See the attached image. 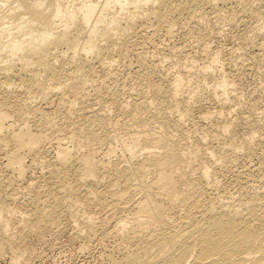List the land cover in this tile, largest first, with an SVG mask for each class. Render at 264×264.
I'll return each instance as SVG.
<instances>
[{
	"label": "bare ground",
	"instance_id": "bare-ground-1",
	"mask_svg": "<svg viewBox=\"0 0 264 264\" xmlns=\"http://www.w3.org/2000/svg\"><path fill=\"white\" fill-rule=\"evenodd\" d=\"M232 4L235 5L233 8L236 6L239 9L241 8L242 13L243 11L245 13L249 11L252 13V11H255L258 14L257 16H262L264 21V0H0V151H4H2V154L5 153L4 156L6 155L7 159L6 164L3 167V174H0V182L6 177V172L8 174L11 173V175H14V178L17 182L24 181V178L27 176V173L32 167L27 165L23 153L30 154V156H32L35 161L38 162V159L46 156L47 151L45 150L47 149L44 148V145L52 142V134H50L52 127L47 124L49 118L46 120L47 117H45L46 121L43 120L42 115L44 114H41L42 112L39 113L40 107L37 106V108H34L33 106H30V104H33L32 102L29 103L31 100L37 99L38 101V99H40V104L43 102L45 103V106H50L54 98H57V101L60 103V101H65L69 98L66 96H71L73 100L78 99V102L76 103H79V94H81L83 97V92L86 93L85 91L87 87L88 89L92 87L95 89L94 72L96 64L102 65L103 68V73L101 72L103 74V78L101 79L100 77L101 80H104V82L116 81L117 77L119 76V67L117 68V65H119L118 62H121V60L123 61L124 58H126V60L124 59L125 62L128 59H131L129 58L131 57V52H133L131 45L133 44L135 46L132 40L136 37H143L144 40H141V42L145 41V43L150 45L154 43L151 37L146 36L148 33L145 34L144 28L149 26L147 24L161 26L164 22H169L167 23L169 24L167 28L165 25L163 26L166 28V33L171 35L175 27V19H170L173 13L176 14L177 12H188V14H194V16L197 15L196 18H198L202 15H199L198 13L204 12L208 14L207 12L211 11L213 12V15L216 16L217 14L214 12L221 11V7L233 6ZM234 11L235 10H233V16L234 14H237L236 12L238 10H236L235 13ZM221 14V16H223L225 13ZM183 15L184 14L182 13V16ZM203 16L207 15L203 14L201 16L202 19L204 18ZM179 18H181V15ZM179 18L177 17L176 19L179 20ZM199 19L201 18L199 17ZM202 19L200 21H202ZM194 21L195 20H193V25L197 23V21ZM228 22L229 24L234 23L230 22V20ZM194 26H196V24ZM150 28H152V26ZM164 28L161 29L162 32ZM262 29H264V22ZM161 31L159 30V32ZM259 31L258 33L261 37L259 46L264 48V30L261 32L262 34ZM173 37L174 33L172 38ZM204 38L199 41L201 42L202 40H205ZM153 40H155V38H153ZM139 42L140 41L137 43ZM154 47L155 50L159 48L156 47V45H154ZM137 50H135V52ZM141 52L143 53L144 51ZM137 53L139 55L136 53L135 54L140 60L141 55L139 52ZM144 54L147 55V52H144ZM173 54L174 57H177L178 55L176 53ZM180 56L182 55H179L177 62L178 59H180ZM220 56L222 55H218L217 53L213 57L212 62L211 60L209 63L207 62L208 65H210V67H208V65L207 67L212 69L219 65L218 63H220L221 59ZM171 57L172 55L170 58ZM183 59L181 58V60ZM172 60L173 62L175 61L174 59ZM181 60H179V62ZM130 61L132 62L133 58ZM144 61L145 58H141V63ZM160 61V63H163L162 58H160ZM169 62H167L169 67L173 69V67L170 66L171 63ZM183 62L185 61L183 60ZM145 64H147V62ZM138 66L140 65L138 64ZM176 66L178 68L179 65ZM128 67L130 66L128 65ZM186 68H188V64L186 65ZM208 68H206V70ZM192 69L194 70L195 68L192 67ZM187 70L189 71V69ZM187 70H185V72ZM176 71H178L177 74L181 72L180 70ZM195 71L198 70L196 69L194 72ZM191 72L193 71L191 70ZM198 73L204 77L203 70V74L199 71ZM173 75L174 73L171 76L175 80L173 79L172 81L174 83L171 84L174 85V87L172 85L174 90L170 95L172 96L173 93H176V98L174 99L175 101L177 100L179 102L180 100L177 99V95H179L180 88H182L181 86L184 85V74L181 73L178 76ZM193 75H195V73ZM208 75L210 78V71ZM220 75L222 76V74ZM187 76L190 79L189 73L186 75L187 80H189ZM221 76L218 77L220 78ZM224 76L226 75L224 74ZM166 77L169 78V76ZM203 79L204 78H202V80ZM205 80L206 77L204 81ZM217 80L218 79H216L215 82H217ZM194 81H192V83ZM102 82L103 81H101V83ZM229 82V80L227 81L222 79L216 83V86L214 84L216 87L213 92L214 96L215 94L217 95L216 98L219 96L221 98V102L225 105V102L232 98V93L237 90L236 88L233 90L234 88H231V84H229ZM195 83L196 82H194V84ZM200 83H202V81ZM210 83L212 82L210 81ZM197 84L199 85V83ZM153 85L155 84L153 83ZM149 86H151V84ZM164 86L163 89H165ZM201 86H197L195 88L192 85L194 88L193 92L196 93L195 97L193 96L196 98L195 101H199L200 98V100H203L202 97L204 92L206 93V90ZM17 87L23 88L21 96L23 95L24 98L21 99L22 101L20 100L22 102L20 106L17 104L20 113H22L23 116H26L23 113L27 114V112H31L33 115L37 114V116L41 114V116H39V118L41 117L39 119L41 120V124L39 121L37 123L42 127V132H38V130L34 131L28 127L27 123H25V120L20 124H18V122L11 123V119L19 115V111L17 115L16 110L14 111L13 106H11L12 102L15 100L14 98L19 96V92L16 90ZM154 88H157V86ZM206 88L208 87L206 86ZM157 89L159 90V88ZM185 90L184 93L187 94L188 90L187 92H185ZM154 91L157 94L158 91L156 92V89ZM165 91L161 93L163 96H165ZM149 92L150 91H148V93ZM207 94L209 95V93ZM128 95L130 96L129 98H131V95ZM208 95H204V97L206 96L207 98ZM234 95L237 96L236 93ZM157 96L160 97L159 93ZM212 96L213 95L211 94V97ZM19 98L17 100H19ZM152 98L153 100L155 99L154 97ZM162 98H156V100L160 101ZM25 99H29V101H26ZM189 99L190 98H188V100ZM141 100L143 101V99ZM234 100L235 99H233V102ZM67 101H69V99ZM163 101H166V99ZM177 101L176 104L172 102L175 104V107L180 103ZM71 102L72 101L66 102L68 103L69 108L74 107L71 106L72 104L70 105ZM133 102L135 103L134 100ZM145 102L144 104H146ZM156 103L157 102H155V106L159 102L157 104ZM160 103L162 104V101H160ZM113 105L116 107L115 104ZM121 105L124 107L125 102H123ZM140 105L137 103L134 105V108H138L139 112ZM188 105H190V103ZM188 105L185 106L188 110L185 109L183 111L184 114H181V116H177V114L180 115L178 110L175 112L176 116H174L172 113L168 112L170 111L169 109L167 112L171 115H165L166 109L161 106L160 110L163 108L165 116H161L160 119L158 118L159 120L157 119V122L155 120L156 124H153L152 120H150L151 122L147 121L149 116L145 122H143V120L139 118L141 116L137 115L139 119L137 120H141L140 124L136 122L137 120H133L132 122L135 121L136 124H138V127L134 122L137 128L129 129H135L132 135H129V141H124L125 139L122 140L121 150L124 154L129 156L127 162H125L127 165L123 167H121L119 163H112L106 158L100 159L98 157V149L96 146L98 143L100 144V142H102L104 146L106 144V140H109L108 142H110V144L112 143V141H110L111 139H108L109 136H115V134H112L111 130V135L106 133L109 135L107 136L104 133L105 135L103 134L104 136L100 137L99 134L104 132V130L102 131L100 129V125V127H98V134L97 132H94L97 130L92 131L94 128L92 129V127L85 123L89 120V118L84 122V127L85 125H88V128H86L87 126L85 128L82 127L83 125L76 127L74 124L75 127L73 126V130L71 131V127L69 130L67 127V132L71 131L69 138H71L75 145L71 144L74 146L71 147L70 142L69 144L66 143L61 145L59 149H57V153H55L57 154L56 157H53L54 161L47 165L49 174L46 177L44 176L45 179H47L46 186H49L48 191L46 192L47 194L44 191V193L47 195V198L45 199V197H43L45 199L43 201L42 198L41 200L40 197H37V199L39 198L43 202H40L41 204L39 205L37 204L38 207L34 203L37 208L31 211L25 210L24 208L23 210L20 206H14L13 208L8 209V207L2 203L0 204V252L6 248L13 247L14 240L16 238H23L26 232H36V230L41 232L45 231V228L43 230V227L46 225L55 226V224H58L59 226V221H63L62 219L64 218L62 217H65L64 215L69 212L71 217L70 219L74 221V226L76 225L77 228V230L75 229L76 235L74 236L79 238V240L80 238L81 240H84V242H82L84 243V249H89L92 243H96L98 247L101 248V259L103 264H264V164H259L255 169H253V171H250L244 166L243 167L245 170L241 171L243 169L239 167L241 169L240 172L238 171L239 177L243 175L247 176L244 182H242L241 178L238 177L232 183L234 184L233 187L231 184L232 188L225 187L226 189L224 191L221 193L218 191L217 194L209 193L210 191L212 193L217 191L216 189L220 183L216 172L211 170L213 163H221L222 171H228L229 173V169H232L231 167L237 159L242 157L252 158V156H254L252 147L250 148L252 139L250 138L249 140L244 141V143L239 147L237 145L235 146L234 137L231 136L233 133L232 123L226 122L225 126L221 127V130L223 128L222 135L223 137L227 136L229 140H227L228 144L222 148L219 147L215 150L212 149L213 151H210L211 153L207 158L205 157L206 159H204L203 162L199 163L198 165H194L197 160V150H191L188 148V146L186 147V145L183 144V139H180L178 136H175L178 138L175 139L174 136L173 138L170 135L171 132L170 134L168 133V130L173 128L176 130V134L178 132L181 135V131H183L182 123H184L182 121L186 117L190 116L188 113L193 109ZM77 106L82 107L81 105ZM131 106L133 105L131 104ZM181 106L182 104H179V108H181ZM84 107L85 104L82 108L84 109ZM121 107L122 106L119 108ZM156 107H158V105ZM65 108L66 107L64 106V109ZM60 109L63 110V108ZM78 109L79 108H77V111L80 110ZM67 110L68 109H66V111ZM70 110L71 113L74 110L76 111L75 108H71ZM125 110L127 111L129 117H131V112H128L127 109ZM145 110L147 112V108ZM126 111H122L123 118L128 117H124L123 115V112L125 113ZM173 111L174 110H172V112ZM132 112L133 113L131 114H134V110H132ZM64 113L66 112L64 111ZM75 113L73 112V114ZM114 113H116V111ZM127 114L125 113V115ZM212 114L214 113L212 112ZM212 114L208 115V117L213 116ZM28 115L32 114L28 113ZM107 115L109 116V114ZM107 115L105 116L107 117ZM150 115H152V113ZM90 117V124H92V126L94 124L97 125L96 123H98V125L99 123L105 124V120H108L107 118L104 120L100 117H95L92 120V117L94 116ZM101 117L104 116L102 115ZM157 117H159V115ZM152 118L154 119L156 117L153 116ZM191 118L192 117H190V120ZM25 119L27 121L26 117ZM201 119H204V116ZM209 119L211 120V118ZM209 119L207 118V120ZM214 119L216 118H212V120ZM118 120H120L119 117ZM186 120L188 121L189 117ZM192 121L191 124H193ZM51 122L48 123H51V125L54 124L53 121ZM126 122L128 124V121ZM129 122L131 121L129 120ZM151 123L156 127L152 126ZM122 124L124 125V123ZM70 125L72 124H69V126ZM118 127L120 126H117V129H119ZM96 128L97 127H95V129ZM123 128L128 129L127 125ZM99 129L102 132H100ZM109 129H112V127L108 128L106 131L108 132ZM114 129H116V126H114ZM122 129L120 130L121 133H123ZM112 131L115 133V130L112 129ZM61 132L63 133L65 131L61 129ZM127 132L125 134H129V132ZM127 137L128 136H126V139ZM116 142L118 143L119 140L117 139ZM220 145L222 146V144H219V146ZM112 153L113 152H110V154ZM106 156L109 157V150ZM48 160L50 161V159ZM247 160L245 162H250L251 159L248 161ZM36 166L38 167V165ZM234 168L237 167L234 166ZM37 170H39V168ZM43 170L44 169H42V172L45 174L44 171H46V169L44 171ZM37 172L39 173V171ZM219 172L222 174V176L225 174H223L221 171ZM38 178L41 179V177ZM32 182L34 183L32 184L36 186L35 182L37 181L34 182L32 180ZM39 183L37 184V188H41V186H43L42 183H40L41 186H39ZM33 185H31V187H33ZM30 190L31 189H28V191ZM39 192L41 191L39 190ZM39 192H37L36 195ZM138 196H140L139 200H137ZM15 199H13L14 203ZM35 200L34 202H36ZM9 203H11V200ZM18 204L19 203H17V205ZM66 216H68V214ZM15 223L16 226H19L20 224L25 225L23 226V229L21 227L19 233L17 232L16 234H14L13 231L11 232L13 229L12 226ZM112 224L113 226H109ZM51 228L53 227L51 226L49 229ZM41 232H39V234ZM18 241L20 240H17V242ZM24 241L25 239H22V243ZM17 242H15V244ZM22 259L23 255L21 253H17L14 256L13 261L21 263Z\"/></svg>",
	"mask_w": 264,
	"mask_h": 264
},
{
	"label": "rangeland",
	"instance_id": "rangeland-1",
	"mask_svg": "<svg viewBox=\"0 0 264 264\" xmlns=\"http://www.w3.org/2000/svg\"><path fill=\"white\" fill-rule=\"evenodd\" d=\"M234 6L235 5L229 6V7H221V9L223 11L221 10V11H218V12H214L215 14H217L216 16L213 15V12H211V11L207 12L208 14H206L204 12L203 13H198L199 15H201V14L202 15L203 14L207 15V16H203L204 17L203 19L201 17L202 15L199 16L202 19V21H200L201 19H199V17L196 18L197 15L194 16V14H190V13L188 14V12H182L184 14L183 16H182L181 12H179V13L177 12L176 14L173 13L171 15L172 17L170 18L171 20L175 19L174 20L175 21V27H174V30H173V33H174V37L173 38H172L173 33L171 35H169L165 31L166 28L169 25L167 23H169V22H164L165 24L163 23L161 26H158V25H155V24L154 25L153 24H147V25H149L148 26L149 29H148V27L144 28L145 29V34H147V33L150 34V35L147 34L146 36L151 37L152 41L154 43L150 45L148 43H145V41L141 42V40H144L143 37H140V38L136 37L135 39L132 38L133 39L132 41L134 42L135 46L133 44L131 45V48L133 50V52H131V55H130L131 57H129L131 59L127 58L128 60L126 62L124 61V59L126 60V58H124L123 61L120 59L121 62H118V63L121 66L117 65V68L119 67V69H118L119 76L117 75L118 77H117L116 81H113V82L112 81H109V82L106 81L107 82L106 83V82H104V80H101L103 78V74H102L103 73V71H102L103 68H102V65L96 64L95 65V72H94L95 73V75H94V80H95L94 87H95V89L93 87L92 88L89 87L90 89H88V87H87L86 91H85L86 93L83 92V97H82L81 94H79L80 95L78 97L79 98V103H76V102H78V99H74L73 100V98L71 96H66L67 98L69 97L68 98L69 101H67L68 100L67 98H66L67 100H65V101H60V99H59L60 103L57 101L58 100L57 98L56 99L54 98L53 102L51 103L50 106L49 105L45 106V103H43V102L40 104V102H41L40 99H38V101H37V99L31 100L29 103L32 102L33 104H30V106H33L34 108H37V106L40 107L39 113L42 112L41 114H44V115H42L43 116V120H45V117H47L46 120L49 118L48 121H47V124L50 125V127H52L51 128L52 131L50 132V134H52L51 135V141L52 142L44 145V148L47 149V150H45V151H47L46 156H44L45 158L43 157V158L38 159L37 160L38 162H36L35 159L32 156H30V154L23 153L27 165H30L32 167L31 168L32 171L30 170L27 173V176L24 178V181H18L17 182L16 179L14 178V175H11V173L8 174L7 172L5 173V175L7 174L6 177L4 175L5 178L3 180H1V182H0V204L2 203L6 207H8V209L13 208L14 206L15 207H19L20 206V207H22V209L24 208L25 210H30V211L36 209L38 207V205L41 204L47 198V195H46L47 193L46 192L48 191V187H49V186H46L47 179H45V177L49 174L48 173L49 169L47 170V165L50 162L54 161L53 157L54 158L56 157L57 154H55V153H57L56 151H58L57 149H59V147L61 145H64L66 143L69 144V142H70V146L71 147L73 145H75V143L72 142L71 138H69L70 137V132L73 130L72 128H73L74 124L76 125V127L82 126V125H83L82 127H84V122L87 121L88 118H89V120L87 122H85V123L88 124L90 127H92V129L94 128L92 131L97 130V131H94L95 133L97 132V134H98V127H100V125H101L100 129L102 131L104 130V132H102L99 129V131L102 132L101 133L102 135L99 134L100 137L104 136L106 133L109 134V135H111V132H112V134H115V136L114 135L109 136V135L106 134L107 136H109L108 139L109 138L111 139L110 141H112L113 145H112V143L110 144V142H108L109 140L108 141L106 140V144L104 142V144H105L104 146H103L102 142H100V144L99 143L97 144L96 147L98 149L97 150L98 151V157L100 159L106 158L108 161H110L112 163H115V162L119 163L121 167L127 165V163H125V162H127L128 158H129V156L124 154L122 152V150H121L122 140L125 139L124 141H129V139H130L129 135L130 134L132 135L134 130L138 127V124H140L141 120H143V122H145V120L147 119L148 116H149V118H148L147 121L149 122L150 120H152L153 124L155 123V120L157 122L161 118V116L163 117L166 114L171 115L170 113H172L174 116H176L175 112H177V110L179 111L178 113H180V115L177 114V116H181V114H184L183 111L185 109H187V107H185V106L190 103V105H188V106L193 108L192 110L190 108L192 113L191 112L188 113V115H190V116H188L189 117L188 121L186 120L188 117L183 119L182 122H184V123H182V130L183 131H181V135L178 132L176 134L175 133L176 130L173 129V128L168 130V133L170 134V132H171L170 135L172 137L173 136L174 137L178 136L180 139H183L184 140V142L182 140L183 144L186 145V147L188 146V148H190L191 150H195V151L197 150L196 151L197 160L194 163V165H198L199 163L203 162L204 159H206L208 157V155L213 150L218 149L219 147H221V148L225 147L228 144L227 142L229 140H228L227 136L223 137V135H222L223 128L221 130V127H224L226 122H231L232 123V131H233V133L231 132L232 135L231 134L230 135L232 137H234L235 146L237 145L239 147V146H241L244 143V141L249 140L251 138L252 141L250 143V148L252 147V151L254 152V156H252V158H245V157L243 158L242 157L240 159H237L235 162L236 163L238 162L239 164L238 163L236 164L234 162L232 167H231L232 169H229V173H228V171H222L221 163H213L214 167L212 165V169L211 170L216 172L217 176L219 177L220 183L218 184V188L216 189L217 191H215L213 193L211 191L209 192L211 194H215V193L217 194L218 191L221 193L226 188H229V187L232 188L234 186V184H232V183L239 177L238 171L240 172L241 169H243L241 171H244L245 168H248L250 171H253V169H255L259 164L260 165H261V163L264 164V153H263L264 152V48H261L259 46V44L261 42V39H260L261 37L259 36L260 34L258 33L259 30H260L259 31L260 33L264 30V29H262L264 21L262 19V16L261 17H260V15L257 16L258 14L255 11L254 12L252 11V13H250L251 11H249V12L246 11L247 13H245L243 11V13H242L241 8L239 9L237 6L236 7L238 9L236 7L233 8ZM223 8L225 9V11H224ZM230 8H232V9H230ZM228 10H229V12H228ZM233 10H235L234 13L236 12V10H238L236 12L237 14H234V16H233ZM220 12L221 13H225L224 14L225 16L224 15L221 16L222 14ZM239 12H241V13H239ZM180 15H181V18H179ZM175 17L176 18L178 17L179 20L176 19ZM228 17H229V19H228ZM259 17H260V19H259ZM192 18H193V20H195L194 22L197 21V23H195L196 26H194L195 24L193 25ZM230 18L232 19V21H231ZM237 19H238V21H237ZM177 20H178V22H177ZM229 20H230V22H234V23L233 24L232 23L229 24V22H228ZM235 20H236V22H235ZM163 25H165L166 28H164ZM151 26H152V28H150ZM145 27H146V25H145ZM157 27H159V28H157ZM155 28H156V30H155ZM162 28H164L163 32L161 31ZM159 30L161 32H159ZM152 32H154V33H152ZM158 32H159V34H158ZM202 32H203V34H202ZM155 33H156L157 36L155 35ZM200 33L202 34V36H201ZM154 35H155V37H154ZM169 36H171V37H169ZM200 36H201V38H200ZM204 36H205V38H204ZM202 37L205 40H202L201 41L202 43H201L199 40L203 39ZM141 38H143V39H141ZM153 38H155V40H153ZM136 39L138 41H140L139 42L140 45H139V43H137L138 41ZM251 42H252L253 45L251 44ZM143 45L145 46V49H144ZM154 45H156V47H159V48H157L155 50ZM133 47H135V48H133ZM134 49L135 50L138 49V50L135 52ZM141 51L147 52V55L144 54V52L142 53ZM134 52L137 55H139L137 52H139V53L141 52L140 53L141 58H145V61L143 63H141V58L139 60L137 58L138 56ZM173 53L178 54L177 57H174ZM215 53L216 54L218 53V55H222V56H220V58H221L220 59V63H218L219 65H217L215 68L209 69L208 67H210V65H208V63L210 62V60L212 62L213 57L216 55ZM176 54H175V56H176ZM212 54H213V56H212ZM171 55H172V57L170 58ZM179 55H182L183 57L180 56V59H178V62H177V58L179 57ZM166 57H168L169 59L166 58ZM132 58H133V61L131 62L130 60H132ZM160 58H162V62L163 63H160L161 62ZM181 58L182 59L184 58L183 60L185 62H183V60H181ZM172 59H174L175 61L173 62ZM179 60H181L182 62L181 61L179 62ZM139 61H140V63H139ZM123 62H125V63H123ZM146 62H147V64H145ZM167 62L171 63L170 66H172L173 69L171 67H169V64ZM180 63H181L182 66L180 65ZM138 64L140 66H138ZM141 64H142V67H141ZM143 64H144V68H143ZM187 64H188V68H186ZM128 65L131 68L128 67ZM131 65H133V66H131ZM176 65H179L178 68H177ZM207 65H208V67H207ZM174 67H175V70H174ZM192 67L195 68L194 70L197 69L200 73H202V70H203L204 74L203 73L202 74H203L204 77H202V75L199 74L198 71L194 72ZM202 67H203V69H202ZM168 68H169V70H168ZM170 68H171V70H170ZM206 68H208V69L206 70ZM187 69H189L190 72ZM143 70L145 71V73H144ZM176 70H180L181 71V72L179 71L180 72L179 74L183 73L185 75V76L183 75L184 80H185V81H183L184 85L181 86L182 88H180L181 93L179 91L180 97H179V95H177V99L180 100L179 101L180 103L176 100L180 105L182 104V106H181L182 109L179 108V104H177L178 106L176 105V107H175L176 101H175L174 98H176L175 97L176 93L175 94L173 93L172 96L170 95V94H172L171 92H173V90H174L173 89L174 85L171 84V83H174L172 81L174 78H172L171 75L173 73H174L175 76L179 75V74H177L178 71H176ZM185 70H187V71L185 72ZM191 70L193 72H191ZM204 71L205 72L208 71V72L205 73ZM209 71H210V78H209V75H208ZM224 72H226V73H224ZM188 73L190 75V79L187 76L189 80H187V78H186V75H188ZM190 73H192V74H190ZM194 73L197 76L198 81L200 79L199 82L197 81L196 76L193 75ZM223 73L226 76H224ZM197 74H199V75H197ZM220 74H222V76ZM213 75H214V77H213ZM217 75L221 76V77L219 78ZM147 76H149V77H147ZM166 76H169L170 80ZM191 76H192V79H191ZM100 77H101V79H100ZM145 77L147 78V80H146ZM205 77H206V80L204 81ZM228 77H229V79H228ZM202 78H204V79L202 80ZM221 78L224 79V80H227V81L229 80L230 81L229 84H231V88H234L233 90H235V88L237 89V90L234 91V93H232V95L235 97L234 98L232 96V98L235 99L234 102H233V99L231 98V99H229L228 101L225 102L226 105L221 102V98L219 96L216 98L217 95L215 94V96H214V93H213L214 89L216 88L215 87L216 83L219 80H222ZM99 79H100V81H99ZM148 79H149V81H148ZM150 79H151V82H150ZM167 79H168V81H167ZM193 79L196 80V81H194ZM208 79H210V80H208ZM213 79H215V80L218 79V80H217V82H215V80H213ZM119 80H120V82H119ZM164 80H166V81H164ZM207 80H208L209 84H208ZM101 81H103L102 82L103 84L101 83ZM192 81H194L196 83L194 84V82L192 83ZM201 81H202V83H200ZM210 81L212 83H210ZM153 83L155 85H153ZM168 83H170V84H168ZM189 83H190V85H189ZM197 83H199V85ZM232 83H233V85H232ZM150 84H151V86H149ZM200 84L201 85L203 84V85L201 86ZM214 84H215V86H214ZM164 85L168 86L169 88L164 86ZM172 85H173V87H172ZM192 85L195 88L197 86H201L203 89H205L206 93L204 92V95L207 96L208 95L207 93H209V95L207 97L209 99H207L206 96L204 97V95H203V97H202L203 100H200L201 99L200 98L199 101L198 100L195 101L196 98H194V97H195L196 93L193 92L194 88L192 87ZM234 85H235V87H234ZM148 86H149V88H148ZM155 86H157V88H159V90L160 89L161 90L159 91L157 88H154ZM163 86L165 87V89H163ZM170 86H171V88H170ZM188 86H189V88H188ZM206 86L208 88H206ZM150 87H152V88H150ZM184 88L185 89L187 88V89L185 90ZM190 88H191V90H190ZM155 89H156V92L158 91L157 94L154 91ZM16 90H18L19 96L14 98L15 100L13 99L14 101L12 102L11 106H13L14 111L16 110V113L18 115V111H19L18 105L19 106L21 105V103H22L21 99H23L24 97H23V95L21 96V93H22V90H23L22 87L21 88L17 87ZM132 90H134V91H132ZM165 90H167V91H165ZM184 90H185V92H187V90H188L189 93L188 92H187V94L184 93ZM148 91H150V92L148 93ZM163 91L167 92V93L164 92L165 96H163V94H161V93H163ZM191 91H192V93H191ZM151 92H152V94H151ZM140 93H142L143 95L140 94ZM158 93H159L161 98L163 97L162 100L160 99V101H162V104H164V105H162L159 100H156V98L157 99L160 98V97L157 96ZM210 93L214 96L213 99H212L213 96L211 97ZM235 93H236L237 96L234 95ZM128 94L131 95V98H129L130 96ZM153 94H154V96H153ZM181 94H182V96H181ZM189 95H190V97H189ZM145 96H147V97H145ZM183 96H186V97H183ZM142 97H145V98H142ZM152 97H154L155 99L153 100ZM18 98H19V100H17ZM81 98H83V99H81ZM168 98H171V99H168ZM188 98H190V99L188 100ZM192 98H193V102H194L195 106H194V104L192 102ZM204 98H205V100H204ZM88 99H90V100H88ZM141 99H143V101ZM164 99H166V101H163ZM236 99L238 100V102H237ZM80 100H82V101H80ZM133 100L135 101V103L133 102ZM144 100L145 101L147 100V101L145 102ZM183 100H184V102H183ZM26 101H29V99L26 100ZM70 101H72L70 103V105L72 104L71 106H74V107H71V108H75L76 109V111L74 110L73 112L74 113L78 112L77 115H76V113L75 114H73V112L71 113V110H70L71 108H69L68 103H66V102H70ZM83 101H84V103H83ZM138 101H139V103L142 101L140 103L142 106L138 103ZM167 101H168V104H167ZM188 101H190V102H188ZM16 102H20V103H16ZM38 102H39V104H38ZM101 102H103V103H101ZM123 102H125L124 107H123V105H121V104H123ZM144 102L147 105L148 104L149 105L147 106L146 104H144ZM155 102H157V103L159 102L160 103V104L156 103L159 108L156 107L157 105L155 106ZM172 102L175 103V104H173ZM182 102L184 104L186 102V104L184 105ZM82 103H83V106L85 104L84 109L82 108L83 107ZM86 103H88V104H86ZM118 103H119V105H118ZM126 103H127V105H126ZM136 103L138 105H140L139 106L140 112L138 111V108L137 109L134 108V105ZM236 103H237V106H236ZM62 104H64V105H62ZM76 104L77 105H81L82 107L77 106ZM113 104H115L116 107H114ZM131 104L133 106H131ZM153 104H154V106H153ZM196 104H199V105H196ZM39 105H42V106H39ZM183 105H184V107H183ZM14 106L17 107V108H15ZM64 106L66 107L65 109H64ZM67 106H68V108H67ZM117 106H118V109H117ZM120 106H122V107L119 108ZM161 106L164 109H166L165 115H164L163 108L160 110ZM41 107H44V108H41ZM76 107L79 108L80 110L78 109L79 111H77ZM167 107H169V108H167ZM60 108H63V110L60 109ZM124 108L127 109L128 112H131V113H133L132 110H134V114L130 113L131 117H129V115L127 114V111ZM146 108H147L148 114H147V112L145 110ZM176 108H179V109H176ZM59 109H60V112H59ZM66 109H68V110L66 111ZM129 109H130V111H129ZM142 109L145 110V111H143ZM168 109L170 111H168ZM180 109H181V112H180ZM151 110H153V111H151ZM172 110H174V111L172 112ZM64 111L66 113H64ZM82 111H84V112H82ZM113 111L114 112L116 111V113H114ZM122 111H126L125 113L127 115H125L124 112H123V115H124V117L125 116H128V117L123 118ZM167 111L170 112V113H168ZM149 112H150V114L152 113V115H150ZM212 112L214 114H212ZM28 113H30L32 115H28ZM105 113L109 114V116L107 114H105ZM154 113L158 114L159 117H157L158 115H156ZM209 113H211L213 116H209L208 117V115H211ZM23 114L26 115V116H23L22 113H20V111H19V115L16 116L15 118L11 119V123H15V122L17 123L18 122V124H20V123H23L24 120H25V123H27L28 127L33 129L34 131L38 130V132H42V130H41L42 127L39 126V124L37 123L38 121H39V123L41 122V120H39L41 118V117L39 118V116H41V114H39L38 116H37V114H34L35 115L34 116L33 113H31V112H27V114L26 113H23ZM69 114H70V116H69ZM97 114H100V115L102 114L104 117H101L102 115L100 116V115H97ZM120 114H121V116H120ZM142 114H143V116H142ZM105 115H107V117ZM137 115L141 116V117H139L141 119L140 121H138L139 119H138ZM22 116H23V118L21 119ZM90 116H94V117H92V120L95 117H100V118H103L104 120H105V118H107L108 120H105V121L106 122L110 121V122H107V123L105 122V124L103 123L104 126H103V124L99 123V125H98V123H96L98 126L94 124L95 127H97L95 129L94 125L92 126V124H90L91 123V121H90L91 117ZM110 116H111V118H110ZM153 116L156 117V118L153 119L152 118ZM203 116H204V119H201ZM25 117L27 118V121H26ZM118 117H119L120 120H118ZM121 117H122V119H121ZM190 117H192L191 120H190ZM214 117L216 119L212 120V118H214ZM207 118L208 119L211 118V120L210 119L207 120ZM112 119L113 120L115 119L114 120L115 123L113 122ZM126 119H128V120H126ZM129 120L131 122H129ZM133 120H137L136 122L138 124H136V122L134 121L137 127L135 126L134 122H132ZM192 120L194 122H196V123H194ZM51 121H53L54 124L51 125V123H52ZM119 121L124 123V125L122 123H120ZM126 121H128V124H127ZM185 121H186L187 125L185 124ZM191 121H192L193 124H191ZM48 122H51V123H48ZM116 122H118L119 125ZM125 122H126V124H125ZM35 123H37V124H35ZM152 123H151V125L155 126ZM63 124H64V126H63ZM69 124H72V125L69 126ZM88 125H85V127L87 126L86 128H88ZM105 125L107 126V128H106ZM126 125H127L128 129L127 128H123ZM114 126H116V129H114ZM117 126H120V127H118L119 129H117ZM67 127H68V130L71 127L70 128L71 131L67 132V130H66ZM103 127H104V129H103ZM111 127H112L113 130H115V133L112 131V129H109L108 132L106 131L108 128H111ZM48 128H49V126H48ZM60 128L63 129L65 132L62 133ZM130 128H135V129L134 130L133 129L129 130ZM121 129H122L123 133H121V131H120ZM110 130H111V132H110ZM126 130L127 131L129 130L128 131L129 134H125L127 132ZM66 132L68 133V135H67ZM116 134H117V137H116ZM64 135L65 136L67 135L66 138H65ZM126 136H128L127 139H126ZM211 136H212V138H211ZM252 136L254 137V139H253ZM119 137L120 138L123 137V138L120 139ZM176 137H175V139H178ZM235 137H236V139H235ZM63 138L65 140L66 139H68V140H66V142H65V140ZM112 138H113V140H112ZM225 138H226V140H225ZM115 139L116 140L118 139L119 142L117 143ZM77 141H78V139H77ZM71 144H73V145H71ZM219 144H222V146L221 145L219 146ZM99 145H101V146H99ZM110 146H111V148H110ZM108 150H109V157L111 159L108 156H106ZM2 151H0V171H1L0 174H3V169H4L3 167L6 164V160H7L6 159V155L4 156L5 153L2 154L4 151L3 152ZM48 151H49V154H48ZM110 152H113V153L110 154ZM125 156H127V157H125ZM46 158H47L48 162L46 161ZM48 159H50V161ZM247 159L248 160L251 159L252 161L250 160V162H249ZM246 160L248 162H245ZM36 165H38V167ZM39 165H41V166H39ZM219 165H221V166H219ZM234 166H236L238 168V170H237V168H234ZM43 167H45V168H43ZM239 167H241V169ZM38 168H39V170H37ZM42 169H44V170L46 169V171L43 170L46 175L43 174ZM37 171H39V173ZM219 171H221V172H223V174L224 173L225 174L222 176V174H220ZM40 174H41V176H40ZM38 177H41V179L38 178ZM246 177H247L246 175H243V176H241L239 178H241V181L244 182L246 180ZM32 180L34 182L37 181L38 183L40 181V183H42L43 186H41L40 183H39V186H41V188L39 186H38L39 188H37V184L38 183L35 182L36 183V186H35V185H33L34 183L32 182ZM44 182H45V184H44ZM231 184H232V187H231ZM31 185H33V187H31ZM34 186H35V188H34ZM28 189H31V190L28 191ZM32 189H33V191H32ZM39 190L41 192H39ZM44 191H45L46 194L44 193ZM37 192H39L40 194L38 193L36 195ZM43 193H44V195H43ZM37 197H40V199L42 198L43 201H41L42 199L40 200L39 198H38L39 199L38 200ZM43 197H45V199ZM9 198L11 200V203H9L10 202ZM13 199H15V203L13 202ZM35 199H37V200H35ZM139 199H140V196L137 197V200H139ZM34 200L36 202H34ZM18 201H20V202H18ZM27 202H28V204H27ZM4 203H6V204H4ZM17 203H19V204L17 205ZM34 203L36 205L38 204L37 207H36V205ZM67 214H68V216H66ZM67 214L64 215L67 218L62 217V218H64V219H62L64 222L63 221H59V226H58V224H55V226L54 225H48V226L46 225L45 227H43V230L45 228V231L41 232L39 230H36V232H31V233L26 232L27 234L26 233L24 234V237L26 236L25 238L24 237L21 238V239L20 238L19 239L16 238L17 240H20L21 242L20 241L17 242V240L15 239L16 241L14 240V244L12 243L13 247L6 248L2 252H0V264H103L102 263V259H101V252H102L101 248L98 247V245L96 243H92L91 244L92 247L90 246L89 249H84V243H82V242H84V240L83 239L81 240V238L79 240V238L74 236V235H76L75 229L77 230V228H76V225L74 226V221H72V219H70L71 217L69 215V212ZM20 225L16 226V223H15L12 226L13 229L11 230V232L13 231L14 234H16L17 232L19 233V231L21 230V227L23 229V226H25L24 224L23 225L20 224ZM51 226L53 228L49 229ZM109 226H113V224L109 225ZM46 227H49V228H46ZM39 232H41V233L39 234ZM22 239L23 240L25 239V241L23 243H22ZM15 242H17V243L15 244ZM95 244H96V246H95ZM17 253H21L23 255V259H22L21 263H17L15 261H13L14 260V256Z\"/></svg>",
	"mask_w": 264,
	"mask_h": 264
}]
</instances>
